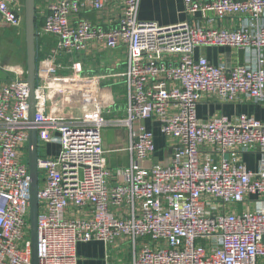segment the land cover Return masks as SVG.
Wrapping results in <instances>:
<instances>
[{
    "label": "built area",
    "instance_id": "2783aa9c",
    "mask_svg": "<svg viewBox=\"0 0 264 264\" xmlns=\"http://www.w3.org/2000/svg\"><path fill=\"white\" fill-rule=\"evenodd\" d=\"M122 3L116 26L83 16ZM193 19L170 26L138 18L140 0H56L36 27V47L51 58L37 66L36 116L29 117L26 77L0 80V264H32L29 130L38 136L39 264H79L77 245L128 243V264H264V120L241 113L202 119L206 99L264 104V0H184ZM23 0H0V24L24 27ZM243 16L237 26L218 21ZM96 43L126 47L125 110L100 89L113 74L59 79L63 61ZM201 46L245 52L234 66L196 57ZM121 76L120 74H118ZM84 80V81H85ZM82 103L84 113L74 110ZM80 103V104H81ZM154 120L171 143V160H152ZM129 130L126 168L108 167L105 127ZM57 144L56 155L49 145ZM258 155L257 168L244 161ZM115 181L112 184V181ZM70 209L72 216H67Z\"/></svg>",
    "mask_w": 264,
    "mask_h": 264
},
{
    "label": "crops",
    "instance_id": "0c3cea01",
    "mask_svg": "<svg viewBox=\"0 0 264 264\" xmlns=\"http://www.w3.org/2000/svg\"><path fill=\"white\" fill-rule=\"evenodd\" d=\"M54 1L56 0H35L38 22L43 21V16L46 14L48 6ZM199 1L207 2L210 0ZM122 12L123 4L116 3L106 6L101 11L90 10L84 12L83 16L104 28H111L117 25ZM138 18L142 21L155 22L160 26H170L194 19L196 23H203L204 21L200 14L196 15L193 19L186 13L184 0H140ZM243 19V16H235L223 21L219 20L218 23L219 25L237 27ZM41 24L42 22L39 23V25ZM23 29L0 24V50L7 46L10 47V43H15H13V48L10 47V51L14 49L13 58L10 57L8 62L0 64L3 71V75L0 74L1 81L11 78L7 76L5 70L17 72L24 77L27 76L25 32L24 34L17 32ZM56 39L55 36H47L44 46L45 51L41 53L40 60L51 58L54 55ZM195 56H204L214 65H224L227 67L242 63L245 60V52L243 50L222 46L198 47L195 50ZM127 58L128 52L126 47L121 46L112 50L92 43L82 51H76L67 57L63 56V61L69 68L61 70L59 79L73 84H84L86 83V80L83 79L85 77L98 74H113L101 81L100 89L110 92L114 96L116 106L121 108V110H125L128 95L121 73L126 70ZM80 103L75 104L74 110L83 114L84 109L82 103ZM241 113L264 120V104L248 99L224 103L206 99V97L199 104V116L202 119H210L213 116L222 114L234 116ZM144 124L155 135L156 151L152 160L143 163L147 165L148 163H166L170 161L172 146L161 133L160 124L154 120H145ZM102 138L108 167L112 170L128 167L132 159L130 152L127 150L129 145V130L126 127L120 126L105 127L102 131ZM59 149L60 147L57 144L49 145L48 154L56 155ZM257 160L258 155L256 153H246L244 155V161L252 169L257 168ZM114 182L113 180L112 184ZM73 211H76V209H70L67 212V216H72V213L76 215ZM123 246V242L120 244L113 243L108 246L99 240L80 242L77 245L79 264H128L131 258L130 254L125 259H121L117 253V250H120Z\"/></svg>",
    "mask_w": 264,
    "mask_h": 264
},
{
    "label": "water",
    "instance_id": "95a60500",
    "mask_svg": "<svg viewBox=\"0 0 264 264\" xmlns=\"http://www.w3.org/2000/svg\"><path fill=\"white\" fill-rule=\"evenodd\" d=\"M36 2L35 0H24V29L27 52V76L29 86V117L35 120L36 116V85H37V47H36ZM38 136L35 127L29 130L28 167L31 178L30 185V228L32 243V264H39L38 258V214H39V179H38Z\"/></svg>",
    "mask_w": 264,
    "mask_h": 264
},
{
    "label": "rangeland",
    "instance_id": "374dc122",
    "mask_svg": "<svg viewBox=\"0 0 264 264\" xmlns=\"http://www.w3.org/2000/svg\"><path fill=\"white\" fill-rule=\"evenodd\" d=\"M23 2H24V0H23ZM23 17H24V14H23ZM24 28V27H23ZM22 28V29H23ZM17 32H19V34L20 33H23L24 34V32H25V29H23V30H21V31H17ZM18 35V34H17ZM16 35V36H17ZM12 42V41H11ZM14 43V42H13ZM13 43H10V47L11 48H13L14 47V44ZM10 47L9 46H7V47H4L3 49H1L0 50V64H2V63H6V62H8V59L10 58V57H12L13 58V55H14V49H13V51H10ZM0 74H2L3 75V71H2V68H1V66H0ZM1 78V77H0ZM117 253L119 254V257L121 258V259H125V257H127V255H129L130 254V246L128 245V243H126V244H124V246L120 249V250H117Z\"/></svg>",
    "mask_w": 264,
    "mask_h": 264
},
{
    "label": "trees",
    "instance_id": "16d2710c",
    "mask_svg": "<svg viewBox=\"0 0 264 264\" xmlns=\"http://www.w3.org/2000/svg\"><path fill=\"white\" fill-rule=\"evenodd\" d=\"M38 16L36 17V27L39 26V23H41L40 21L38 22ZM40 57H41V54L39 52H37V64L39 63V60H40Z\"/></svg>",
    "mask_w": 264,
    "mask_h": 264
}]
</instances>
